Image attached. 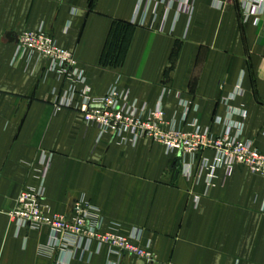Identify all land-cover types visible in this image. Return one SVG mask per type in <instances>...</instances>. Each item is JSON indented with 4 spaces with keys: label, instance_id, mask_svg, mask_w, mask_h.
Wrapping results in <instances>:
<instances>
[{
    "label": "crops",
    "instance_id": "crops-1",
    "mask_svg": "<svg viewBox=\"0 0 264 264\" xmlns=\"http://www.w3.org/2000/svg\"><path fill=\"white\" fill-rule=\"evenodd\" d=\"M140 2L0 0V264H58L48 228L17 235L9 217L19 193L39 186L43 153L52 156L46 202L64 214L85 197L101 209L105 229L139 228L153 242L149 264H264L262 177L240 165L220 168L205 196L206 183L188 182L164 146L99 140L81 114L56 112L53 89L66 83L46 64L31 76L23 61L13 63L19 35L44 27L75 55L94 96L117 84L153 107L168 88L198 107L188 120L204 127L224 114L222 101L241 82L233 106L247 111L245 138L264 153V18L245 22L240 0H177L170 10L154 0L139 27L132 20ZM166 109L169 117L183 112L174 95ZM91 251L89 261L72 264H107L106 248Z\"/></svg>",
    "mask_w": 264,
    "mask_h": 264
},
{
    "label": "built area",
    "instance_id": "built-area-1",
    "mask_svg": "<svg viewBox=\"0 0 264 264\" xmlns=\"http://www.w3.org/2000/svg\"><path fill=\"white\" fill-rule=\"evenodd\" d=\"M240 1L244 21L254 20V24L259 26L264 18V0ZM166 2L170 10L177 0H161L162 4ZM153 3L154 0H141L132 20L133 25L146 26ZM179 11L175 13L169 34L175 30ZM188 12H191L190 7ZM18 61L26 64L31 76L44 63L48 73H54L58 81H65L63 89L54 88L52 92L56 112L71 110L81 114L88 127L98 130L99 140L111 135L132 145L150 140L164 146L175 160H180L188 182L196 186L206 183L205 196L220 168L231 173L235 166L240 165L264 179V153L245 138L248 113L233 106L236 98L241 96V82L237 93L222 101L224 114L216 116L210 127H204L198 120H188L189 111H198V107L191 108L183 101L181 93L171 92L168 88L162 91L153 107L135 98L130 89L117 84L104 95L94 96L86 72L80 68L75 55L63 48L44 27L19 35L13 63ZM171 95L180 100L183 108L181 117H169L167 114L166 100ZM208 151L213 152L211 160L204 156ZM51 163L52 156L43 153L39 161L42 167L39 186L22 190L16 208L9 213L17 235L48 228L51 235L46 247L59 252L58 264L89 261L95 244L99 250L107 249V264H123L133 257L147 264L154 261L153 242L144 240L142 230L133 228L125 231L117 224L105 229L101 209L85 197L76 199L69 213L56 212L46 202L45 181Z\"/></svg>",
    "mask_w": 264,
    "mask_h": 264
},
{
    "label": "rangeland",
    "instance_id": "rangeland-1",
    "mask_svg": "<svg viewBox=\"0 0 264 264\" xmlns=\"http://www.w3.org/2000/svg\"><path fill=\"white\" fill-rule=\"evenodd\" d=\"M133 258H135V257H133ZM145 262V261H144ZM146 263V262H145Z\"/></svg>",
    "mask_w": 264,
    "mask_h": 264
}]
</instances>
